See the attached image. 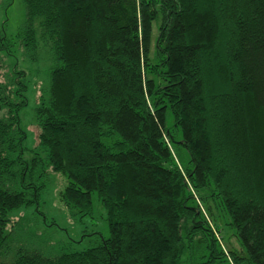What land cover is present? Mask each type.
I'll use <instances>...</instances> for the list:
<instances>
[{
	"label": "trees",
	"instance_id": "16d2710c",
	"mask_svg": "<svg viewBox=\"0 0 264 264\" xmlns=\"http://www.w3.org/2000/svg\"><path fill=\"white\" fill-rule=\"evenodd\" d=\"M22 3L20 52L33 60L39 20L55 63L33 109L44 156L24 146V72H0V264H264V0ZM49 170L71 213L96 193L106 237L70 250L12 221L41 212ZM196 198L228 217L243 256Z\"/></svg>",
	"mask_w": 264,
	"mask_h": 264
},
{
	"label": "rangeland",
	"instance_id": "374dc122",
	"mask_svg": "<svg viewBox=\"0 0 264 264\" xmlns=\"http://www.w3.org/2000/svg\"><path fill=\"white\" fill-rule=\"evenodd\" d=\"M5 2L6 0H0V33L5 35L13 47L8 56L0 51V72L2 75L9 73L7 64H12L16 69L24 72L27 84L24 96L27 104L19 113L21 127L26 134L24 146L29 151L36 149L41 156H44V153L37 149L39 127L33 119V109L39 103L40 96L47 94L49 71L55 63L52 43L42 32L39 20H35L36 47L31 54L33 60L28 58V52L21 53V43L17 42L16 34L24 23L23 3L22 0H12L11 4L3 9ZM156 36L157 24L154 23L151 34V53ZM182 156H185V153ZM47 176V186L42 194L43 205L39 209L41 212L35 208L21 209L13 212L12 221L15 222L21 218L20 226H29L31 231L37 233L41 239L65 246L70 250H82L99 236L106 237L108 228L105 211L96 193H92L90 214L71 213L60 199V192L67 184L66 178L61 173L51 170ZM195 202L213 234L215 233L218 238L222 250L225 253L232 251L243 256V250L228 224V217L215 204L211 205L209 213L199 198H196ZM10 226L11 223L7 225V230Z\"/></svg>",
	"mask_w": 264,
	"mask_h": 264
}]
</instances>
